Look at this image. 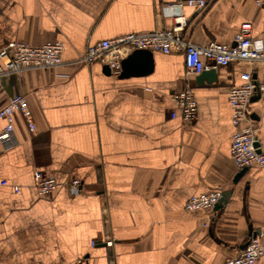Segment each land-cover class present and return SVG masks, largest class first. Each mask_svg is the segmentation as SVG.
Returning <instances> with one entry per match:
<instances>
[{
	"label": "crops",
	"instance_id": "crops-1",
	"mask_svg": "<svg viewBox=\"0 0 264 264\" xmlns=\"http://www.w3.org/2000/svg\"><path fill=\"white\" fill-rule=\"evenodd\" d=\"M180 1L0 0V49L63 45L58 66L0 74V108L23 93L35 123L32 131L19 115L12 136L0 137V264H225L264 225V167L233 161L228 97L245 71L264 80V61L221 66L213 81L187 75L183 52L153 51L152 70L127 77L80 61L102 40L172 27L167 5ZM206 3L183 7L185 39L232 43L245 22L264 37L254 0ZM186 88L198 105L192 122L172 116V96ZM250 112L264 151V95ZM39 170L54 174L53 194L39 193ZM218 189L220 207H185Z\"/></svg>",
	"mask_w": 264,
	"mask_h": 264
},
{
	"label": "built area",
	"instance_id": "built-area-1",
	"mask_svg": "<svg viewBox=\"0 0 264 264\" xmlns=\"http://www.w3.org/2000/svg\"><path fill=\"white\" fill-rule=\"evenodd\" d=\"M264 10V0H254ZM206 0H184L167 5L169 14L174 18V25L166 29L148 32L127 33L112 39H105L89 45L80 61L83 64L101 62L108 64L112 72L119 73L122 60L135 49H150L164 53L183 52L187 75L200 74L204 70L218 69L236 61H264V37L252 36V24L245 22L236 34L234 42L211 41L198 45L185 39L182 35L188 20L183 13L185 6H205ZM63 45L59 41H49L34 45L23 40H15L0 49V74H18L31 68L55 67L62 63ZM241 83L230 88L228 97L233 109L232 122L237 130L233 135L231 157L239 169L250 166L264 167V151L259 147L258 125L252 119L250 105L253 99L264 95V80H256L253 71L241 74ZM150 89V88H149ZM172 98L178 109L172 116L180 115L184 121L192 122L197 118L198 105L194 93L186 88L174 93ZM22 115L29 128L34 131L35 123L29 107L27 96L18 93L0 108V118L5 121V128L0 137L10 138L15 130L16 118ZM264 117V113H263ZM37 188L41 195H51L57 188L53 173L39 170ZM6 184V181L2 182ZM82 181L78 177L69 180L73 194H78ZM224 197V191L192 195L185 207L189 210L209 209ZM264 225L249 239L242 252L227 259L225 264H255L264 258ZM94 244L96 241L93 242ZM113 245L114 240L105 241ZM79 264H88L84 259Z\"/></svg>",
	"mask_w": 264,
	"mask_h": 264
},
{
	"label": "water",
	"instance_id": "water-1",
	"mask_svg": "<svg viewBox=\"0 0 264 264\" xmlns=\"http://www.w3.org/2000/svg\"><path fill=\"white\" fill-rule=\"evenodd\" d=\"M121 67L122 77H127L131 74L148 73L153 68V51L150 49H135L122 60ZM105 70L107 72L112 71L108 64L105 65ZM217 76V69L212 68L202 71L199 74L198 79L199 81H203V79L213 81L217 79ZM243 170H245V168ZM223 202H225V196L215 205V207H220Z\"/></svg>",
	"mask_w": 264,
	"mask_h": 264
}]
</instances>
